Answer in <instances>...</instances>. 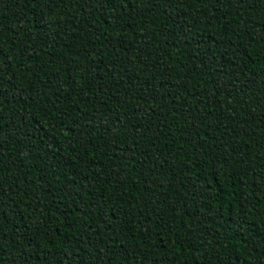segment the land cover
<instances>
[{
  "label": "trees",
  "instance_id": "1",
  "mask_svg": "<svg viewBox=\"0 0 264 264\" xmlns=\"http://www.w3.org/2000/svg\"><path fill=\"white\" fill-rule=\"evenodd\" d=\"M0 264H264V0H0Z\"/></svg>",
  "mask_w": 264,
  "mask_h": 264
}]
</instances>
